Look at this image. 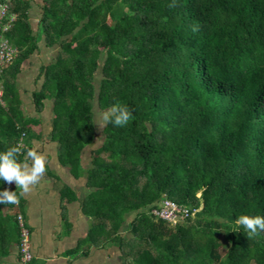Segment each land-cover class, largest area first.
<instances>
[{
  "label": "trees",
  "instance_id": "obj_1",
  "mask_svg": "<svg viewBox=\"0 0 264 264\" xmlns=\"http://www.w3.org/2000/svg\"><path fill=\"white\" fill-rule=\"evenodd\" d=\"M4 4L1 36L15 53L0 73V151L21 142L23 161L41 139L16 80L44 37L57 50L34 108L52 102L59 163L88 189L89 229L74 253L113 247L118 264H264V233L249 237L234 222L264 215V0H43L36 32L31 0ZM117 102L134 119L105 124L85 168L95 107ZM50 177L64 200L76 199ZM164 200L182 210L175 223L152 212ZM24 203L0 204V257L17 245L20 260Z\"/></svg>",
  "mask_w": 264,
  "mask_h": 264
},
{
  "label": "crops",
  "instance_id": "obj_2",
  "mask_svg": "<svg viewBox=\"0 0 264 264\" xmlns=\"http://www.w3.org/2000/svg\"><path fill=\"white\" fill-rule=\"evenodd\" d=\"M31 4L30 19L36 32L42 15V6L38 5L36 0H31ZM38 47V50L30 57L27 67L22 66L16 80L22 100V112L28 119L39 120L36 130L40 131L41 139L32 140L29 148L42 153L47 160V171L44 176L30 192L22 195L25 200L23 216L31 231V248L34 254L32 264H109L110 251L113 247L93 248L88 256L74 253L79 241L87 235L90 224L81 209L82 201L87 194L86 178L85 176L75 178L68 167L59 163L58 144L53 142L51 137L52 108L50 111L52 117L48 114L47 105L40 114H37L34 108L32 93L42 88L43 68L50 65L56 56V49L47 47L44 37L39 41ZM40 59L45 60L46 63L40 64ZM55 148H57L56 151ZM25 160L24 155L22 162ZM27 162L30 164V160ZM50 174L56 175L68 185L74 191L76 199L64 200ZM10 184L16 187L14 182ZM0 264H22L19 260L17 245L10 246L8 254L0 257Z\"/></svg>",
  "mask_w": 264,
  "mask_h": 264
},
{
  "label": "clouds",
  "instance_id": "obj_3",
  "mask_svg": "<svg viewBox=\"0 0 264 264\" xmlns=\"http://www.w3.org/2000/svg\"><path fill=\"white\" fill-rule=\"evenodd\" d=\"M102 119L105 124L124 127L134 119L133 110L126 104L117 102L107 109ZM21 151L19 144L0 151V184L14 182L16 185L15 191L6 188L0 190V204H18L20 195L30 192L47 171V160L42 153L28 148L24 152L26 160L22 162L18 159ZM29 160L30 164L27 162ZM17 189L20 190L19 193ZM199 194L197 192V195ZM234 222L242 226L249 237L264 233V215L242 214L237 216Z\"/></svg>",
  "mask_w": 264,
  "mask_h": 264
},
{
  "label": "built area",
  "instance_id": "obj_4",
  "mask_svg": "<svg viewBox=\"0 0 264 264\" xmlns=\"http://www.w3.org/2000/svg\"><path fill=\"white\" fill-rule=\"evenodd\" d=\"M8 5L4 4L0 6V73L2 70L7 67L9 63L13 60L15 50L9 46L6 40H3L1 32L6 31L7 27H3V20L7 16ZM13 21V18L11 19ZM8 26V25H7ZM3 97V86L0 81V101ZM19 145L22 147L23 144L20 142ZM153 214L159 216L168 221L176 222L179 218L182 210L175 205L173 202L164 200L160 204L158 209H154ZM182 218V216H180ZM19 226L21 229V242H20V262L26 264L32 260L31 253V231L25 225L24 219L22 216L18 217Z\"/></svg>",
  "mask_w": 264,
  "mask_h": 264
},
{
  "label": "rangeland",
  "instance_id": "obj_5",
  "mask_svg": "<svg viewBox=\"0 0 264 264\" xmlns=\"http://www.w3.org/2000/svg\"><path fill=\"white\" fill-rule=\"evenodd\" d=\"M36 1H38V5H43V0H36ZM35 18H37V16ZM39 61H40V64H45L46 63V61L43 60V59H40ZM28 63H30L29 60L26 61L23 64V68L27 67ZM95 76H96L95 84L97 85V83H98V81H99V79L101 77V70L100 69L96 72ZM46 105H47V108H48V110H47L48 114H49L50 117H52V114L50 115V111H51V108H52V102L49 101V102L46 103ZM105 112L106 111H101L100 109H98V107H95V125H96V130H97L96 131L97 132V137H96L94 143L91 146L87 147L84 150V152H83V166L85 168H88L90 166V163H91V151L93 149H96V148L100 147L102 145V143H103V140H104L103 128L105 127V123L103 122L102 117H103ZM57 148H55V151L57 150ZM81 185H83V182H81ZM86 192H87V189H86ZM131 219H132V217H129L127 222L124 224V227H123L124 230H126L127 223L130 222ZM110 253H111V258H110V263L109 264H118L119 255H120L119 249L112 248ZM98 261H99V259H98Z\"/></svg>",
  "mask_w": 264,
  "mask_h": 264
}]
</instances>
